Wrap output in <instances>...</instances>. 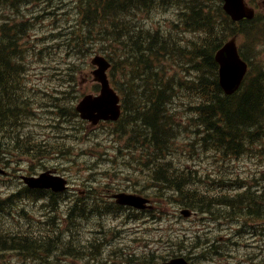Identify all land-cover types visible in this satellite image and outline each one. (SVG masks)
I'll list each match as a JSON object with an SVG mask.
<instances>
[{"label": "rangeland", "instance_id": "374dc122", "mask_svg": "<svg viewBox=\"0 0 264 264\" xmlns=\"http://www.w3.org/2000/svg\"><path fill=\"white\" fill-rule=\"evenodd\" d=\"M253 1L263 6L261 0ZM82 5L81 0H34L33 4L24 8L13 11L3 10L0 14V43L5 41L7 48L3 53L4 56H8L12 49L10 39L14 33L13 24L21 23L18 27L22 40L15 47V52L21 57L18 70L21 78L15 91L18 97H27L30 112L16 125L14 132L17 137L27 134L28 140L33 139L35 132L41 129L38 123L48 117L45 114V107L48 104H58L61 101H71L86 94L97 93L96 84L90 75L92 70L90 59L96 55L94 52L96 49H102L103 54L107 50L116 64L112 84L118 90V94L124 98L125 114L122 120L116 125H100L95 130L77 123L75 130L64 138L52 135L53 137L48 140L55 144H68L66 150L74 155L78 165V168L74 171L72 168L70 173L79 178L90 175L91 181L85 184L90 190L96 191L93 183L96 180L104 185H111L116 181L127 186L134 184L141 194L152 201L151 206L154 210L157 209L161 213L160 219L155 216L150 217L153 221L149 219L138 221L136 216L126 213L121 220L126 219L128 222L119 227L120 232L110 233V236L116 235V242H121L120 246H124V252L132 251V255L136 258L147 255L150 250L158 249L159 244L155 239L164 236L167 242L171 243L166 249V254L179 245L177 256L185 258L190 256V264H203L200 254L207 253L211 247L189 249L187 245L198 237L199 242H210L211 246L217 248V252L210 251L209 254H205L204 257H209L205 264H264V208L259 210L258 216L256 212L248 214L257 219L261 218L258 222L250 217L247 219L235 217L232 211L227 213L216 210L214 214L196 212L191 218H185L180 215L182 207L177 202L178 197L174 196L166 198L163 209L156 207L155 195L175 194L168 193L163 188L157 189L153 184L154 171L150 172V169L155 163L161 165L158 159L162 156L159 151L147 146L150 144V140L147 139L149 132L140 129L142 126L137 120L135 129H129L128 113L134 114L135 111H139L140 114L148 113L142 110L145 108L143 106L145 104L142 103L143 97L135 95L134 90H129L127 86V76L134 87V79L139 71L132 65L133 52L130 50L128 54L123 55L121 47L108 45L106 48L100 44L96 35H89L90 37L84 41L80 37L73 39L74 35L70 33L74 30H83V20L80 18ZM176 15L173 8H167L160 13H147L143 19L151 21L155 27L163 31L172 32ZM256 15L258 17V11ZM255 24L258 26L257 21ZM182 33H172V35L181 42L184 39ZM263 37V33H260L258 40H246L245 43L246 51L252 53V63L255 65L264 63ZM120 38L125 42L122 36ZM241 47L243 49V43ZM127 60L131 61L130 66L127 65ZM163 68L166 70V78H169V81L171 79L172 85L177 88V91L172 93L173 99L165 106L169 113V134L174 141L164 153L163 161L178 172L189 171L195 173L196 177H204L205 183L202 186L198 185L197 188H200L206 196L220 197L223 194L237 193L235 189L240 181L241 187H247V190L253 194L260 192L264 197V130L263 139L257 143L258 146L244 150V153L241 152L242 154L237 157L228 159L215 152L211 153L207 144L200 145V138L196 132L201 128L190 127L192 124L198 125L194 116L198 100L194 96L188 98L184 85L196 79L193 65L188 64L186 58L178 55V58L171 63L166 62ZM72 80L76 81L73 82L74 86L66 91L67 81ZM59 91L64 93L59 94ZM56 96L58 98H55ZM39 107L44 110L34 112L35 108ZM137 117L135 116V119ZM5 137L7 134L4 133L2 125L0 145L4 144ZM5 151L7 152L8 148ZM60 157L67 159L68 155L62 152ZM61 163L67 164V162ZM84 164L89 165V171ZM64 169L69 170L68 167ZM7 194V189L0 181V197L6 198L9 196ZM102 196L105 195H89L94 207L111 206L107 202L103 204L100 202ZM45 203L33 201L25 195L12 198L8 201L9 212L0 216L1 232L26 224V234L33 235L40 224V218L47 213ZM105 220L110 227L120 224V221H111L110 217H105ZM74 248L79 252L78 248ZM77 256V259H82L81 256ZM161 257L140 260L136 264H159L163 261ZM71 260L74 262L70 261L68 264H84L82 260ZM31 262H35V259H31Z\"/></svg>", "mask_w": 264, "mask_h": 264}, {"label": "trees", "instance_id": "16d2710c", "mask_svg": "<svg viewBox=\"0 0 264 264\" xmlns=\"http://www.w3.org/2000/svg\"><path fill=\"white\" fill-rule=\"evenodd\" d=\"M125 1H127V5ZM82 2L83 30L79 34L80 38L98 35L99 40L105 39L116 44L121 42L120 37L122 36L125 39L123 46L128 47L133 52L134 61L132 65L139 71L134 79V87L130 84L129 76H127L128 89L134 90L135 95L147 99L143 102L145 104L143 110L148 113H141L138 117L145 119L142 127L149 132L147 139L150 140V144L147 146L159 151L162 156L158 159L161 165L155 163L150 169V172L154 171L153 184L157 189L163 188L168 193L173 192L175 194L155 195L156 207L163 209L166 198L174 196L178 197L179 201L177 202L182 209L190 211L211 214H214V210L227 213L232 211L235 217L240 218H254L248 214L256 212L258 216L259 210L264 208V197L260 192L253 194L247 190V187H241V183L238 181L239 186L235 189L237 193L223 194L220 197L206 196L200 188H197L198 185L202 186L205 183L204 177H196L195 173L189 171L178 172L163 161L164 153L173 145L174 141V138L169 134V113L165 106L173 99V91H177V88L172 85L171 79L168 81L165 76L166 71L163 69V64L167 61L164 58H171L174 54L178 56V52L183 50H186V54H181V56L187 58L189 63L193 65L196 75V79L184 85V88L187 90L188 98L194 96L198 100L195 108L197 111L194 114L197 117L198 125L192 124L190 127L201 128L200 131L196 132L201 139L200 145L207 144L211 153L216 152L222 157L230 159L239 156L241 152L244 153L250 144L255 147L263 139L264 79L262 82L260 81L259 69H256L252 64L249 57L251 55L244 50L242 51L240 45L241 56L248 62L250 69L239 91L231 96H225L218 85L217 64L213 58L215 51L230 36H240L241 44L246 40H258L262 32L256 24L253 26L254 20H243L237 24L231 22L221 8V0H170L169 6L172 3L177 10H182L178 16L185 33L194 36L193 39L186 40L184 46H178L173 40L174 37L166 32L153 31L149 28L139 27V24L136 26L134 23H130L131 14L141 13L145 8L158 9L168 4L166 0H82ZM137 2L138 4H136ZM30 3L31 0H0V11L8 6H24ZM262 28H264V24ZM166 46H169V50ZM17 57L11 53L3 60L0 54V100L4 86L18 78ZM130 62V60L126 61L128 66L131 65ZM254 73L255 76H253ZM8 95L11 96L12 94L8 93ZM3 119L4 114L1 113L0 125L3 123ZM122 188H130L133 191L138 189L134 184L122 185ZM102 197L100 202L102 204L107 202L111 205L110 207H94L89 195L86 197L75 195L76 209L88 210L90 217L117 214L123 210L121 206L107 201L104 196ZM45 200V206H47L45 211H51L57 206L56 199L46 198ZM1 210L2 208H0ZM160 214L156 209L150 217L155 216L160 219ZM75 217L76 215L73 218ZM71 224L74 223L71 222ZM161 242L166 244V249L171 245L167 242V238L161 239ZM205 243L199 242L198 237H195L193 242L187 245L191 249L204 247ZM34 245L36 246V253L40 246L43 245L45 248V245L40 242H34ZM178 246H175L173 251L167 252V255H165V251L163 254L165 256L157 258L164 259L166 256L175 255ZM26 247L24 242L16 238H11L10 242L0 241V264H17L6 263L3 258L4 253L14 249L24 250ZM153 254L157 253L154 252ZM147 256L144 255L142 258ZM201 256L203 257L202 252Z\"/></svg>", "mask_w": 264, "mask_h": 264}, {"label": "water", "instance_id": "95a60500", "mask_svg": "<svg viewBox=\"0 0 264 264\" xmlns=\"http://www.w3.org/2000/svg\"><path fill=\"white\" fill-rule=\"evenodd\" d=\"M226 14L233 21H239L244 18L251 19L253 11L247 8L244 0H224L222 6ZM214 60L218 65V82L222 91L226 95H231L240 86L246 71L247 64L240 59L235 38L227 41L214 55ZM91 63L96 65L98 69L92 72L94 80L100 83V94L97 96L86 95L79 102L76 111L80 113V117L88 120L92 125H96L100 120L115 121L120 115V107L118 105L119 98L116 93L109 87L106 77V70L109 63L101 56H95ZM35 186L51 187L52 189H62L55 178L49 173L41 174L38 180H34ZM116 203L123 206H130L137 209H145L148 200L136 194H116L112 196ZM185 216L187 211H182ZM161 264H188L184 258H173Z\"/></svg>", "mask_w": 264, "mask_h": 264}, {"label": "flooded vegetation", "instance_id": "af4514ba", "mask_svg": "<svg viewBox=\"0 0 264 264\" xmlns=\"http://www.w3.org/2000/svg\"><path fill=\"white\" fill-rule=\"evenodd\" d=\"M261 3L264 4V0H261ZM262 19L264 20V16L262 17ZM29 159L26 161L25 166L23 168H19L15 174V177L17 178V180L15 181L16 183V189H21L22 188V193H29V194H36V195H41V194H47V195H56L54 194L51 190H46V189H29L27 187L24 186V183L21 181L22 177H34V176H38L40 173H42L44 170H48L50 172H59L58 168L56 166H52V167H48V166H43V164H40V161H37L38 158V154L35 151L34 153H32V151H30L29 153ZM36 168H34L33 166H36ZM0 168H3L6 170V173L2 177L6 183L8 182H12V177L14 175L13 172H11V170H9L1 161H0ZM60 175V173H59ZM61 175H65V173H62ZM66 176V175H65ZM67 180V185L69 187L68 191L65 192L64 194L66 195H76V194H81L84 195L85 190L89 191L87 189L83 188L81 189L80 187H73L72 185V180L66 178ZM23 186V187H22ZM105 195H111V193H109V191L107 192V194ZM63 210H67L69 211L67 213V215H69L71 213L70 209H63ZM69 220V218L64 217L61 218L59 220H56L57 222L59 221L62 225H66L67 221ZM60 225L57 224L55 225V227L53 228L51 233H45V234H40V236H42L43 238L45 237H49L50 235L52 236L51 241L52 243H57L60 239H62L64 242L69 240V238L71 237L70 234V230L69 229H64V230H59ZM102 244V240H100V237H95L92 240H87L86 241V245H85V253L86 254H91V248ZM64 251H60L58 247H55V256L59 257V255H61ZM117 251L116 250H112L110 251V256L114 257L116 255ZM104 259H110L107 256L104 257ZM101 262V261H99ZM116 260L113 261V264H115Z\"/></svg>", "mask_w": 264, "mask_h": 264}, {"label": "bare ground", "instance_id": "6f19581e", "mask_svg": "<svg viewBox=\"0 0 264 264\" xmlns=\"http://www.w3.org/2000/svg\"><path fill=\"white\" fill-rule=\"evenodd\" d=\"M83 1H84V0H83ZM136 1H137V0H136ZM176 1H177V0H176ZM66 2H67V1H66ZM66 2H65V3H66ZM92 2H93V1H92ZM92 2H91V3H92ZM105 2H106V1H105ZM111 2H112V1H111ZM115 2H116V1H115ZM115 2H114V3H115ZM126 2H127V1H125V3H126ZM132 2H133V1H132ZM173 2H174V1H173ZM84 3H85V2H84ZM102 3H103V2H102ZM134 3H135V2H134ZM67 4H68V3H67ZM67 4H66V5H67ZM105 4H106V3H105ZM128 4H129V3H128ZM136 4H138V2H137ZM60 5H61V4H60ZM109 5H110V4H109ZM114 5H115V4H114ZM126 5H127V3H126ZM131 5H132V4H131ZM171 5H173V4L171 3ZM173 6H174V5H173ZM176 6H177V5H176ZM116 7H117V6H116ZM124 7H125V6H124ZM126 7H127V6H126ZM129 7H130V5H129ZM62 8H63V6H62ZM66 8H67V7H66ZM117 8H118V7H117ZM119 8H120V7H119ZM121 8H123V7H121ZM106 9H107V8H106ZM108 9H109V7H108ZM124 9H126V8H124ZM124 9H123V10H124ZM115 10H116V9H115ZM115 10H114V12H115ZM117 10H118V9H117ZM128 10H129V9H128ZM145 10H146V9H145ZM68 11H69V10H68ZM119 11H120V10H119ZM131 11H132V8H131ZM66 12H67V11H66ZM109 12H110V11H109ZM112 12H113V11H112ZM121 13H122V10H121ZM105 17H107V16L105 15ZM113 18H114V17H113ZM108 19H109V18H108ZM108 19H107V20H108ZM105 20H106V19H105ZM122 30H123V29H122ZM141 32H142V31H141ZM136 34H137V33H136ZM142 35H143V33H142ZM137 36H138V35H137ZM140 38H141V37H140ZM142 41H143V40H142ZM157 41H158V40H157ZM160 41H161V40H160ZM157 44H158V43H157ZM186 57H187V56H186ZM188 58H189V57H188ZM141 81H142V80H141ZM200 110H201V109H200ZM196 111H197V110H196ZM200 112H201V111H200ZM203 112H204V111H203ZM207 113H208V112H207ZM210 113H211V112H210ZM225 113H226V112H225ZM201 116H202V115H201ZM203 116H204V115H203ZM196 118H197V117H196ZM206 118H207V117H206ZM231 118H232V117H231ZM204 119H205V118H204ZM229 119H230V118H229ZM209 127H212V126H209ZM109 133H110V132H109ZM167 168H168V167H167ZM155 181H156V180H155ZM163 183H164V182H163ZM241 218H243V217H241ZM248 245H249V244H248ZM241 246H242V245H241ZM241 246H240V247H241ZM248 247H249V246H248ZM251 247H252V246H251ZM248 251H249V250H248ZM251 253H252V252H251ZM250 255H251V254H250ZM251 256H252V255H251ZM253 256H254V254H253ZM249 258H250V257H249ZM250 259H251V258H250ZM255 260H256V258H255ZM252 261H253V259H252ZM249 262H250V261H249ZM252 264H253V263H252Z\"/></svg>", "mask_w": 264, "mask_h": 264}]
</instances>
